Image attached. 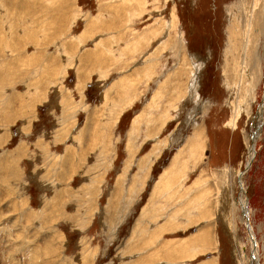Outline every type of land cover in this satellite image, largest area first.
Instances as JSON below:
<instances>
[{"label": "rangeland", "instance_id": "374dc122", "mask_svg": "<svg viewBox=\"0 0 264 264\" xmlns=\"http://www.w3.org/2000/svg\"><path fill=\"white\" fill-rule=\"evenodd\" d=\"M263 103L264 0H0V264H264Z\"/></svg>", "mask_w": 264, "mask_h": 264}, {"label": "bare ground", "instance_id": "6f19581e", "mask_svg": "<svg viewBox=\"0 0 264 264\" xmlns=\"http://www.w3.org/2000/svg\"><path fill=\"white\" fill-rule=\"evenodd\" d=\"M240 43V42H239ZM242 43V42H241ZM238 45V44H237ZM235 48V47H234ZM241 48V47H240ZM236 49V48H235ZM237 50V49H236ZM233 54V53H232ZM237 55V54H236ZM238 55H240V54H238ZM238 55H237V57H238ZM235 58H236V56H235ZM238 59H239V57H238ZM238 59H237V61H238ZM235 65H236V63H235ZM236 67V66H235ZM235 70V69H234ZM263 123H264V103H263V108L261 107V113L259 114V125L257 126V128H256V137H258L259 135H260V133H261V130H262V127H263ZM235 126V125H234ZM201 131V130H200ZM200 131L199 132H197V137H199L201 134H200ZM196 142V141H195ZM193 144V143H192ZM254 155H255V145H253V146H250L249 147V153H248V166L250 167V164H251V160H252V158L254 157ZM170 176V175H169ZM165 180V179H164ZM165 185V184H164ZM242 187H243V184H242ZM161 188V187H160ZM163 189V188H162ZM160 190V189H159ZM163 190H160V193L162 192ZM241 201H242V209H243V211H247V208H246V204H247V199L245 198V196L244 195H242V197H241ZM205 214V213H204ZM246 223H247V221H245ZM247 227H248V229L250 230V233H251V235H250V237H251V242H252V244H254V234L252 233V230H251V228H250V226H249V224L247 223ZM204 233V232H203ZM201 234V235H206V233H204V234ZM199 235H200V233H199ZM206 237V236H205ZM210 238V237H209ZM203 243V242H202ZM204 244V243H203ZM210 244V243H209ZM207 245V244H206ZM208 246H210V245H208ZM256 245H254V247H255ZM252 251H253V259H254V262L256 263V264H258V254H257V247L255 248V249H252ZM173 257H175V256H173Z\"/></svg>", "mask_w": 264, "mask_h": 264}, {"label": "crops", "instance_id": "0c3cea01", "mask_svg": "<svg viewBox=\"0 0 264 264\" xmlns=\"http://www.w3.org/2000/svg\"><path fill=\"white\" fill-rule=\"evenodd\" d=\"M149 230V229H148ZM142 264H143V260L142 261H140ZM87 264V263H86Z\"/></svg>", "mask_w": 264, "mask_h": 264}]
</instances>
